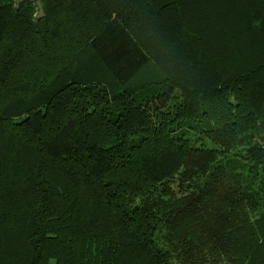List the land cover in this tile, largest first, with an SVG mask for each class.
I'll list each match as a JSON object with an SVG mask.
<instances>
[{
	"label": "trees",
	"instance_id": "trees-1",
	"mask_svg": "<svg viewBox=\"0 0 264 264\" xmlns=\"http://www.w3.org/2000/svg\"><path fill=\"white\" fill-rule=\"evenodd\" d=\"M0 264H264V0H0Z\"/></svg>",
	"mask_w": 264,
	"mask_h": 264
},
{
	"label": "rangeland",
	"instance_id": "rangeland-1",
	"mask_svg": "<svg viewBox=\"0 0 264 264\" xmlns=\"http://www.w3.org/2000/svg\"><path fill=\"white\" fill-rule=\"evenodd\" d=\"M36 1H38V0H36ZM108 111V110H107Z\"/></svg>",
	"mask_w": 264,
	"mask_h": 264
}]
</instances>
